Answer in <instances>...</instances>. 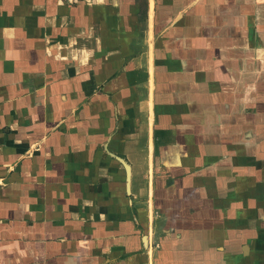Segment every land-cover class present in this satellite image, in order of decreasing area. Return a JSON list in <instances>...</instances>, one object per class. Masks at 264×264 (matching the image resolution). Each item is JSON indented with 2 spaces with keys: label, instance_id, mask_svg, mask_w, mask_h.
Segmentation results:
<instances>
[{
  "label": "crops",
  "instance_id": "crops-1",
  "mask_svg": "<svg viewBox=\"0 0 264 264\" xmlns=\"http://www.w3.org/2000/svg\"><path fill=\"white\" fill-rule=\"evenodd\" d=\"M0 264H264V0H0Z\"/></svg>",
  "mask_w": 264,
  "mask_h": 264
}]
</instances>
